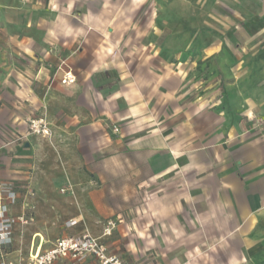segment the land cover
I'll list each match as a JSON object with an SVG mask.
<instances>
[{
    "label": "rangeland",
    "instance_id": "obj_1",
    "mask_svg": "<svg viewBox=\"0 0 264 264\" xmlns=\"http://www.w3.org/2000/svg\"><path fill=\"white\" fill-rule=\"evenodd\" d=\"M40 1L49 10L77 18L84 14L96 15L97 29L118 32L112 41L120 42L119 49L143 44L147 48L144 52L137 49L117 56L134 60L142 57L148 63L142 71L149 76V97L158 102L153 109L166 120L177 115L182 128L187 121H194L195 133L193 128L190 133L181 131V137L189 134L192 145L211 147L227 142L229 148L243 152L246 162L252 154L264 161V0ZM149 65L158 67V72ZM17 100V97L7 96L5 104H0V122L18 126L19 130L26 127L28 135L40 138V142L31 152L37 164L28 167V149L23 146L16 128H12L7 135L10 141H16L14 147L0 154V182L19 193L18 203L10 208V214L14 218L18 213L33 217L29 224L16 222L13 225L5 252L25 264L31 232L37 230L55 240L88 233L98 238L107 254H112L118 239L115 237L117 227L124 222L125 204L132 201L139 205L144 201L146 197L141 196V190L148 185L139 179L132 180V169L124 164V159L111 166L102 165L99 179L91 164L92 149L84 148L86 154L82 161L72 148L64 151L63 158L45 112H25L22 120L11 113L4 115L6 104L18 110ZM32 119H42L49 135L31 133ZM107 123L110 127L104 125L106 130L112 127L115 135L120 133L111 126L113 122ZM236 123L238 129H235ZM123 136L124 133H120V138ZM239 153L230 159L224 157L227 167L242 158ZM213 159L198 158L197 161L208 163L211 170ZM20 161L23 165H19ZM248 172L250 168L246 166L245 173ZM176 184L168 181L165 189L175 188ZM200 185L201 188L214 187V182L209 180ZM238 186L242 190L243 182ZM97 191H101L98 209L93 206V200L99 199L93 193ZM132 191L135 196H129ZM108 220H114L115 227L110 234L103 235ZM223 231H227L226 228ZM201 235L202 229L198 227V240ZM166 247L184 253L185 245ZM120 248H124L122 243ZM195 252L197 257L192 264H264V202L246 216L235 233L217 245L198 244ZM117 256L126 264H137L122 254ZM52 264H99V261L87 253L80 259L59 258ZM166 264L185 262L175 259Z\"/></svg>",
    "mask_w": 264,
    "mask_h": 264
},
{
    "label": "crops",
    "instance_id": "obj_2",
    "mask_svg": "<svg viewBox=\"0 0 264 264\" xmlns=\"http://www.w3.org/2000/svg\"><path fill=\"white\" fill-rule=\"evenodd\" d=\"M96 19L94 14L77 18L49 10L40 0H0V104H5L7 96L17 97L20 104L18 110L6 104L3 113L22 120L25 112H45L63 158L64 151L72 148L82 161L84 148L92 149L97 178L102 176V165L124 159L132 169V180L146 182L148 187L141 190L146 199L139 205L130 201L124 206V222L117 227L112 254H122L137 264H166L175 259L192 264L198 244L221 243L264 202V161L252 154L246 162L243 152L229 148L227 142L197 146L190 143L189 134L181 137L182 130L195 133L196 123L187 121L182 128L177 115L166 120L154 110L152 106L158 102L149 97V76L142 71L148 63L142 57L117 56L147 48L139 44L119 49L120 42L112 41L118 32H101ZM62 60L76 76L70 86L60 83L61 72L56 71ZM149 68L158 72V67ZM110 121L124 133L122 138L112 127L106 130L104 125L108 127ZM238 126L236 123L235 129ZM17 127L0 122V154L14 147L16 141H10L7 134L16 128L30 154L27 166L36 165L31 152L40 138L28 135L26 127ZM238 153L242 158L227 167L224 157L230 159ZM208 157L214 158L211 170L208 163L197 161ZM19 165H23L21 161ZM246 166L250 175L245 173ZM138 173L139 177L134 176ZM209 180L214 187L201 188L200 183ZM168 181L177 186L165 189ZM239 182H243L242 190ZM93 193L101 197V191ZM93 206L101 207L100 198L93 200ZM198 227L203 232L199 240ZM54 240L48 233L34 230L29 249L39 243L42 250L48 249ZM181 244L184 253L166 247ZM7 258L18 262L16 256L7 254Z\"/></svg>",
    "mask_w": 264,
    "mask_h": 264
},
{
    "label": "built area",
    "instance_id": "obj_3",
    "mask_svg": "<svg viewBox=\"0 0 264 264\" xmlns=\"http://www.w3.org/2000/svg\"><path fill=\"white\" fill-rule=\"evenodd\" d=\"M56 71L61 72L60 83L64 86H70L76 81V76L71 67L62 60L56 67ZM29 129L31 133L49 135V129L42 119L30 120ZM19 193L14 188L5 187L0 182V264H21L7 258L5 247L11 239L13 225L17 222L22 225L29 224L33 217H26L25 214L16 215V218L10 214V208L18 201ZM115 227L114 220H108L103 228V235H108ZM92 254L98 258L99 264H126L115 254H107L105 246L97 237H92L88 233L80 236L57 238L52 246L42 250L39 243L36 247H30L25 264H52L56 259L70 257L80 259L85 254ZM133 264V263H131Z\"/></svg>",
    "mask_w": 264,
    "mask_h": 264
}]
</instances>
